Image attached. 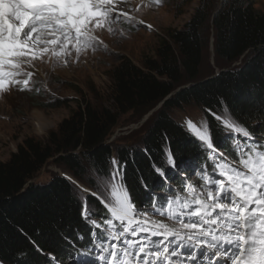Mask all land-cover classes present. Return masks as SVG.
<instances>
[{
  "label": "trees",
  "instance_id": "trees-1",
  "mask_svg": "<svg viewBox=\"0 0 264 264\" xmlns=\"http://www.w3.org/2000/svg\"><path fill=\"white\" fill-rule=\"evenodd\" d=\"M211 30L217 72L201 77ZM111 81L115 112L96 111L89 104L78 107L49 133L46 142L26 138L7 160L0 161V260L4 264H53L52 256L66 264L85 250L90 229L81 215L84 202L94 212L105 209L93 196L81 201L62 176L54 175L47 183L34 178L53 157L78 176L84 173L83 159L98 174L107 175L111 148L106 139L119 114L146 112L164 99L143 132V148H116L117 161L124 166L121 175L138 207L147 206L153 194L166 191L153 165L161 167L169 149L177 162L187 160L189 169L207 163L197 139L175 122L171 109L198 105L218 149L231 159H238L228 152L232 141L206 109L217 116L228 113L254 135L264 137V12L254 0H199L182 28L165 32L155 58H144L141 65L121 59L111 70ZM172 181L174 188L181 184L178 176Z\"/></svg>",
  "mask_w": 264,
  "mask_h": 264
},
{
  "label": "snow or ice",
  "instance_id": "snow-or-ice-1",
  "mask_svg": "<svg viewBox=\"0 0 264 264\" xmlns=\"http://www.w3.org/2000/svg\"><path fill=\"white\" fill-rule=\"evenodd\" d=\"M163 3L151 0L145 6ZM113 4L114 0H0V95L30 90L34 73L25 68L38 61L66 66L73 53L78 59L102 43L97 31L114 34V23L133 20L128 12L114 11ZM205 111L225 130L232 141L228 152L238 159L229 160L219 151L207 120L199 125L187 120L207 163L192 171L196 181L190 182L169 149L162 166L153 165L166 191L153 194L147 206L134 203L121 175L124 166L115 158L95 192L65 176L105 209L97 213L84 202L81 215L90 232L85 250L78 253L79 264H264V137L254 135L243 122H221L211 109ZM169 169L181 176L178 188L167 181ZM98 215L99 220L93 219Z\"/></svg>",
  "mask_w": 264,
  "mask_h": 264
},
{
  "label": "rangeland",
  "instance_id": "rangeland-1",
  "mask_svg": "<svg viewBox=\"0 0 264 264\" xmlns=\"http://www.w3.org/2000/svg\"><path fill=\"white\" fill-rule=\"evenodd\" d=\"M198 1L191 0L184 3L183 0H164L162 6L149 7L145 5L150 4L151 0H143V2L142 0H114V11L128 12L133 20L128 22L120 19L114 23L112 25L114 34L106 29L97 31L95 35L102 43H98L95 50L88 49L78 59L73 53L66 66L38 61L34 67L25 68V71L34 73L29 85L30 90L13 89L0 95V161L7 160L26 138L32 137L43 143L46 142L49 133L56 131L59 123L78 107L84 108L89 104L96 111L101 112L107 109L115 112L110 94L112 68L123 58H128L137 65H141L144 58H155L156 49L165 32L170 28H182L193 14ZM254 2L255 7L264 12V0H254ZM138 6L139 10H137ZM139 21L144 23L141 24ZM147 25L152 27L149 28ZM211 44L212 30L209 43L202 55L201 77L217 70ZM179 88L181 86H178L176 90ZM36 89L40 91L37 92ZM160 106L157 104L146 112L139 109L119 114L117 124L106 139L111 148L108 173L111 170L112 158L118 160L116 148L123 146L143 148V132ZM170 115L183 130L189 133L191 131L187 128V120L191 119L198 125L206 120L202 109L196 104L173 108ZM220 117L221 122L232 119L228 113ZM219 151L223 152L220 149ZM55 159V157L51 158L39 171L34 178L35 182L47 183L54 175L64 178L68 176L84 189L95 192L97 181L101 176H106L98 174L85 159L82 163L84 173L80 176L73 174L64 164L56 163ZM228 159L234 160L229 157ZM186 163L187 160L178 162L179 168L184 175L189 176L190 182H195L196 177L190 174L196 168L189 169ZM167 173V181L172 186H174L172 181L174 175L181 180V176L175 171L169 169ZM67 181L81 201L92 196L88 192L80 191L68 179ZM91 208L94 210L93 206ZM157 217L154 216L152 219L156 220ZM79 260L80 257L71 258L66 264H79ZM51 262L63 264L53 256Z\"/></svg>",
  "mask_w": 264,
  "mask_h": 264
},
{
  "label": "water",
  "instance_id": "water-1",
  "mask_svg": "<svg viewBox=\"0 0 264 264\" xmlns=\"http://www.w3.org/2000/svg\"><path fill=\"white\" fill-rule=\"evenodd\" d=\"M211 47H212V49H213V37H212V44H211ZM216 72H217V71H216ZM163 101H164V99H163L162 101H160L159 103H157L158 106L161 105ZM156 106H157V105H156Z\"/></svg>",
  "mask_w": 264,
  "mask_h": 264
}]
</instances>
